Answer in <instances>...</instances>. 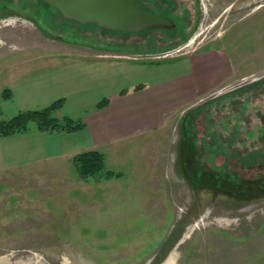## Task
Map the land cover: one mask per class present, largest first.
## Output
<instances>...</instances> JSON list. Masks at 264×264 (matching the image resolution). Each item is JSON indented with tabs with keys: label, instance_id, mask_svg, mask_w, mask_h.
<instances>
[{
	"label": "rangeland",
	"instance_id": "1",
	"mask_svg": "<svg viewBox=\"0 0 264 264\" xmlns=\"http://www.w3.org/2000/svg\"><path fill=\"white\" fill-rule=\"evenodd\" d=\"M143 2L176 27L111 32L0 0V86L11 54L87 59L98 41L148 66L223 47L236 66L162 128L102 151V173L73 159L1 172L0 264H264V0Z\"/></svg>",
	"mask_w": 264,
	"mask_h": 264
},
{
	"label": "crops",
	"instance_id": "2",
	"mask_svg": "<svg viewBox=\"0 0 264 264\" xmlns=\"http://www.w3.org/2000/svg\"><path fill=\"white\" fill-rule=\"evenodd\" d=\"M95 46V57L87 59L42 51L9 56L11 67L0 86V121L64 99L55 115L82 119L86 126L48 132L32 124L27 131L0 136V173L26 165L55 164L72 170L75 155L87 150L107 153L125 140L162 128L236 72L223 47L148 66L121 58L120 48L106 50L105 41ZM104 99L108 104L99 107Z\"/></svg>",
	"mask_w": 264,
	"mask_h": 264
},
{
	"label": "water",
	"instance_id": "3",
	"mask_svg": "<svg viewBox=\"0 0 264 264\" xmlns=\"http://www.w3.org/2000/svg\"><path fill=\"white\" fill-rule=\"evenodd\" d=\"M55 7L66 20L121 33L173 29L172 18L143 7L139 0H44Z\"/></svg>",
	"mask_w": 264,
	"mask_h": 264
},
{
	"label": "trees",
	"instance_id": "4",
	"mask_svg": "<svg viewBox=\"0 0 264 264\" xmlns=\"http://www.w3.org/2000/svg\"><path fill=\"white\" fill-rule=\"evenodd\" d=\"M140 87L141 86H138L137 89ZM5 91L8 92L9 90ZM108 102V99H104L99 102L98 106L103 107L107 105ZM63 103L64 99H59L42 109L20 111L9 119L1 120L0 136H8L27 131L31 128L32 124L36 125L39 130L48 132L77 131L83 129L86 124L82 119H74L67 116L59 118L55 115V111L60 109ZM73 161L82 177L102 173L105 169V154L100 150H87L81 152L74 156ZM108 175L113 176L115 173L107 170V176Z\"/></svg>",
	"mask_w": 264,
	"mask_h": 264
},
{
	"label": "flooded vegetation",
	"instance_id": "5",
	"mask_svg": "<svg viewBox=\"0 0 264 264\" xmlns=\"http://www.w3.org/2000/svg\"><path fill=\"white\" fill-rule=\"evenodd\" d=\"M140 4L143 6V7H146L148 9H150V7L146 6L143 2V0H139ZM47 6H50L48 3H47Z\"/></svg>",
	"mask_w": 264,
	"mask_h": 264
},
{
	"label": "bare ground",
	"instance_id": "6",
	"mask_svg": "<svg viewBox=\"0 0 264 264\" xmlns=\"http://www.w3.org/2000/svg\"><path fill=\"white\" fill-rule=\"evenodd\" d=\"M47 3V2H46ZM50 5V4H49ZM51 6V5H50ZM53 7V6H52ZM55 8V7H54Z\"/></svg>",
	"mask_w": 264,
	"mask_h": 264
}]
</instances>
